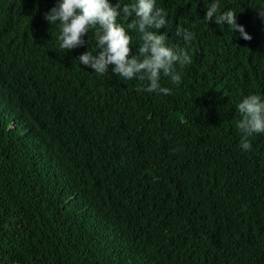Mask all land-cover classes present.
<instances>
[{"label": "trees", "instance_id": "1", "mask_svg": "<svg viewBox=\"0 0 264 264\" xmlns=\"http://www.w3.org/2000/svg\"><path fill=\"white\" fill-rule=\"evenodd\" d=\"M210 2L156 0L192 56L163 95L79 64L94 32L62 50L57 0H0V264H264V134L236 128L264 98V0H219L250 41Z\"/></svg>", "mask_w": 264, "mask_h": 264}, {"label": "clouds", "instance_id": "2", "mask_svg": "<svg viewBox=\"0 0 264 264\" xmlns=\"http://www.w3.org/2000/svg\"><path fill=\"white\" fill-rule=\"evenodd\" d=\"M257 14L264 19V10H258ZM235 17V10L221 11L219 0H211L203 21L227 25L232 32L238 31L244 40L250 41L252 37L236 23ZM44 18L49 25L58 22L59 46L66 52L87 44L83 37L94 32V52L87 50L81 54L79 64L101 76L111 66L114 75L146 82L143 90L149 93L171 95L170 88L161 86L162 76L179 85L182 79L178 68L192 63L186 47H170L165 33L160 34L169 25L167 12L157 7L156 0H129L128 3L116 0L114 5L109 0H57ZM130 31L138 33L140 41L135 54ZM175 34L182 37L185 45L194 39V33L182 24L177 25ZM237 111L241 117L236 121L239 146L249 151L250 137L264 134V98L258 94L243 97Z\"/></svg>", "mask_w": 264, "mask_h": 264}]
</instances>
